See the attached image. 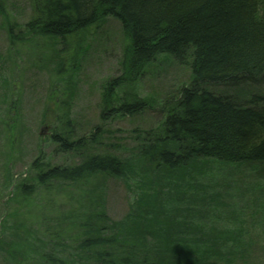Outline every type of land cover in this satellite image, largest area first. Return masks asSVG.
<instances>
[{"label": "trees", "instance_id": "16d2710c", "mask_svg": "<svg viewBox=\"0 0 264 264\" xmlns=\"http://www.w3.org/2000/svg\"><path fill=\"white\" fill-rule=\"evenodd\" d=\"M258 7L261 14L255 13ZM31 12L23 31L61 44L60 55L67 61H61L58 74L62 75L76 69V58L72 57L79 55L87 31L116 19L124 39L121 73L104 83L98 103L101 120L138 115L156 100L162 116L153 128L137 135L136 139H143L132 146V157L124 159L98 149L93 139L98 129L90 137L70 141L66 107L74 88H68L70 93L63 95V100L54 94L53 103L58 108L52 114L64 110L58 120L65 126L55 127L59 131L52 135L53 143L64 152H78L82 157L78 163L46 170L36 161L33 166L37 174L29 180L31 184L21 180L14 186L11 200L16 190L17 198L33 199L42 194L45 205L37 208L40 224L35 231L19 230L23 224L18 220L11 224L12 214L5 210L0 218V256L5 246V259L12 264L28 259L32 264H172L182 257L190 264H209L197 258V253L203 246H219L222 233H204L198 227L195 231L190 220L188 226L180 219L176 222L167 209L171 203L168 183L200 179L197 174L208 162L264 165V96H253L249 104H239L228 94L206 90L208 86L229 89L241 82L254 84L263 78L264 0H32ZM12 27L5 29L10 47L26 39L24 32L14 35ZM72 35L69 43L66 39ZM158 54H168L187 67L189 78H178L175 91H171L174 82L160 83L152 78L156 96L146 99L136 87L146 69L155 65ZM93 177L123 179L125 185L132 186H126L128 193L138 188L140 193L132 190L137 193L136 201L128 205L125 220L117 227L107 223L102 205L104 189L93 200L97 208L74 217V234L58 225L50 226L49 216L55 213L58 202L51 196L55 185L58 190L84 184ZM172 188L175 194V186ZM206 188L203 186L201 192ZM164 190L165 206L161 202ZM129 230L136 232L135 238ZM199 232L202 235L196 242ZM6 233L10 239L5 240ZM193 245L198 248L194 250Z\"/></svg>", "mask_w": 264, "mask_h": 264}, {"label": "rangeland", "instance_id": "374dc122", "mask_svg": "<svg viewBox=\"0 0 264 264\" xmlns=\"http://www.w3.org/2000/svg\"><path fill=\"white\" fill-rule=\"evenodd\" d=\"M31 6L32 0H0V218L8 210L12 214L9 216L11 224L18 220L23 224L19 230L28 228L35 231L40 224L37 208L40 204L45 205L44 196L38 194L33 199L17 198L18 192L15 190L13 201L10 192L21 180L31 184L29 180H33L37 174L33 166L36 161L46 170L78 163L82 157L78 152H64L53 143L52 135L59 131L55 127L65 113L63 110L56 116L52 114L58 108L53 103L54 94L63 100V95L68 96L70 93L68 88H74V96L68 99L66 107V118L71 122L68 133L70 141L90 137L98 129L96 138L95 135L93 137L98 149H104L113 156H124V159L132 157L134 153L132 146L137 140L133 138L153 128L162 115L159 100H156L152 107L138 115L101 120L98 103L104 83L121 73L124 39L116 19L110 18L97 31H87L85 43L78 51L79 57L74 54L72 57L76 58V69L62 75L58 71L62 62L67 61L60 55L58 41L40 39L37 35L23 31L31 19ZM9 26H13L14 35L24 32L26 39L19 38L26 45L14 42L10 47L5 30ZM153 64L146 69L142 82L136 87L141 94H146V99L156 96V86L150 84L154 83L152 78H159L161 83L188 78L187 67L182 68L175 59L160 57ZM258 80L254 84L241 82L229 89L208 86L206 90L236 98L255 84L263 82V79ZM64 126L59 124V127ZM243 165L208 162L204 171L197 174L200 179L194 182L183 179L173 184L169 180L171 203L167 209L170 215L174 214L176 222L179 223L180 219L188 226L187 220H190L195 231L199 226L200 232L217 230L223 233L219 246L212 249L203 246L201 252L197 253L200 254L197 258L202 257L209 264H264V165L255 163L251 168ZM171 185L176 188L175 194ZM126 186L132 187L129 183L125 185L123 179L104 180L101 177L89 178L84 184L58 190L55 185L51 196H55L58 202L55 213L49 216V225L53 228L58 225L60 229L74 234V217L92 211V207L97 208L98 204L93 200L100 190L105 189L106 198L102 201L105 218L108 224L117 227L118 223L125 220L128 205L132 206L136 201L134 195L137 193L132 190L140 193L136 187L128 193ZM203 186L207 188L201 192ZM166 193L164 190L163 206ZM137 197L140 198V195ZM76 200L81 206L76 207ZM182 230L185 231L183 226ZM129 233L135 238L134 230H129ZM185 235L191 236V233ZM7 239H10V234L6 233ZM3 247L6 251V247ZM197 248L195 246L194 250ZM5 251L0 256V264H12L5 259ZM203 259L198 262L204 263ZM26 263L32 264V261L28 259V262L21 264Z\"/></svg>", "mask_w": 264, "mask_h": 264}, {"label": "bare ground", "instance_id": "6f19581e", "mask_svg": "<svg viewBox=\"0 0 264 264\" xmlns=\"http://www.w3.org/2000/svg\"><path fill=\"white\" fill-rule=\"evenodd\" d=\"M255 13L256 14H261L262 13V10L258 7L256 10H255ZM101 27H104V26H101ZM93 29H89V31H92ZM94 31H97V30H94ZM73 36L74 35H72L71 37H69V38H67L66 40L70 43L72 40H73ZM84 43H85V38H84ZM59 46H60V50H61V44H59ZM60 50H59V52H60ZM158 56V58H160V57H162V58H164V57H170L171 59H173L171 56H169L168 54H158L157 55ZM174 60V59H173ZM187 61H190V58H187ZM180 65V64H179ZM181 66V65H180ZM182 68H183V66H181ZM189 78V77H188ZM159 79V78H158ZM263 82H260V83H258V84H255L254 86H253V88L252 89H248V90H245V92L242 94V95H240V96H237L236 97V102L237 103H239V104H249V102H250V100H251V98L253 97V96H264V76H263ZM159 82H160V79H159ZM161 83V82H160ZM178 87V85L175 83V81H174V86H171V91H175L176 90V88ZM249 95V96H248ZM136 132V134H137V132L138 131H135ZM142 133V132H141ZM142 136V135H141ZM137 137V136H136ZM142 140L143 138H138V139H135V138H133V140ZM137 144V143H136ZM254 164H255V162H244V165L242 166V167H252V166H254ZM246 190H248V188L246 187L245 188ZM205 225V224H204ZM198 228H199V226H198ZM208 231H210V230H208ZM222 232H224V231H222ZM225 233V232H224ZM223 234V233H222ZM197 234H195V235H193L192 237L194 238L195 236H196ZM202 234H200V232H199V234H198V236H197V238H196V242H198V239H200L201 237H199V236H201ZM172 264H190L189 262H188V260H187V258L186 257H182L179 261H176V262H172Z\"/></svg>", "mask_w": 264, "mask_h": 264}]
</instances>
